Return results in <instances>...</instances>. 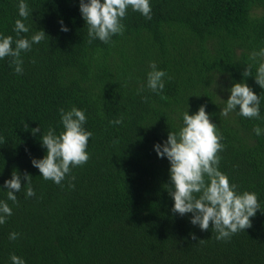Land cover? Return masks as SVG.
Here are the masks:
<instances>
[{
    "label": "trees",
    "instance_id": "trees-1",
    "mask_svg": "<svg viewBox=\"0 0 264 264\" xmlns=\"http://www.w3.org/2000/svg\"><path fill=\"white\" fill-rule=\"evenodd\" d=\"M24 2L27 20L20 0H0V34L13 37V48L39 30L47 36L21 53L22 74L12 57L0 59V201L12 209L0 224V264H12V254L25 264H264V131L253 130H264V88L255 80L264 60L250 59L264 49V0H150L152 18L129 7L123 35L107 44L89 43L80 0ZM17 19L29 27L20 37ZM150 62L166 72L160 94L147 87ZM238 82L261 96L259 119L241 116L239 106L220 116ZM201 105L224 137L219 170L260 204L252 227L227 240L215 238L211 223L207 231L193 225L192 213H173L171 164L155 151ZM72 107L93 133L90 158L57 185L32 160L47 154L41 138L50 127L64 131L59 109ZM14 170L22 178L16 203L4 187Z\"/></svg>",
    "mask_w": 264,
    "mask_h": 264
},
{
    "label": "clouds",
    "instance_id": "clouds-1",
    "mask_svg": "<svg viewBox=\"0 0 264 264\" xmlns=\"http://www.w3.org/2000/svg\"><path fill=\"white\" fill-rule=\"evenodd\" d=\"M129 7L132 11L141 13L145 18L151 19L150 0H80V11L88 26L89 43L98 38L107 44L114 35H123L125 26L122 20L126 17ZM19 16L25 20L29 17V8L24 0L18 5ZM64 32L69 31L63 26ZM14 31L17 37L21 33H28L29 27L22 20L15 21ZM44 30L37 31L31 39L17 38L15 48L11 35L0 34V59L12 57L15 72L23 73V60L21 53L31 51L33 43L39 44L46 37ZM264 60V49L253 51L250 55L252 61L257 58ZM35 62V61H33ZM151 71L148 72L147 87L160 94L163 92L166 72L158 70L155 62H150ZM245 78L252 76V65H247L243 73ZM256 83L264 88V62H260L255 74ZM143 88L138 90L142 92ZM230 98L226 107L220 112L221 117H227L231 111L239 106V114L246 118H260L261 96H258L246 82H238L230 89ZM164 98V97H162ZM147 102V97L144 98ZM61 123L64 131L56 134L54 128H49L42 135V146L47 149L43 159H33L32 164L38 168L43 179L52 180L57 185L71 173V168L83 166L89 160L87 146L93 133L87 131L84 125L87 122L85 112L76 107L65 111L59 109ZM123 117L110 123L119 125ZM27 130L28 125H24ZM256 135H261L262 130L258 125L254 127ZM41 128L32 129L33 134L40 132ZM223 134L218 131L217 125L212 122L206 112V105H201L199 110L190 115L183 113V126L178 132L170 131L163 145L157 143L155 151L160 158L167 157L170 161L171 186L169 195L174 199L173 213L184 216L192 213L191 223L198 225L202 231L212 230L217 233V240H227L239 231L252 227L251 218L254 217L260 204L255 192L237 191L238 186L231 184L228 176L219 170L221 156L224 150L221 141ZM27 180L26 196L32 197L35 191L31 186L32 176L24 174ZM75 180V177H72ZM70 187L75 185L70 183ZM4 187L8 189L7 199L17 202L16 193L22 188V178L18 171H13L12 178L5 181ZM12 215V209L5 201H0V224L6 223V218ZM19 233L12 232L9 239L15 241ZM192 239L196 240L195 234ZM203 243L204 240H199ZM12 264H25V261L15 254L11 255Z\"/></svg>",
    "mask_w": 264,
    "mask_h": 264
}]
</instances>
